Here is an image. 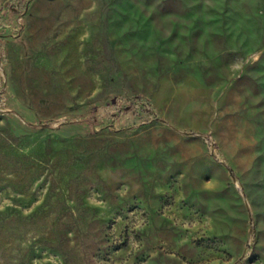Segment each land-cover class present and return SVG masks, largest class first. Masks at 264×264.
<instances>
[{
	"label": "rangeland",
	"instance_id": "374dc122",
	"mask_svg": "<svg viewBox=\"0 0 264 264\" xmlns=\"http://www.w3.org/2000/svg\"><path fill=\"white\" fill-rule=\"evenodd\" d=\"M0 264H264V0H0Z\"/></svg>",
	"mask_w": 264,
	"mask_h": 264
},
{
	"label": "crops",
	"instance_id": "0c3cea01",
	"mask_svg": "<svg viewBox=\"0 0 264 264\" xmlns=\"http://www.w3.org/2000/svg\"><path fill=\"white\" fill-rule=\"evenodd\" d=\"M213 89H206V90H197L196 93L206 94V92L211 93Z\"/></svg>",
	"mask_w": 264,
	"mask_h": 264
}]
</instances>
